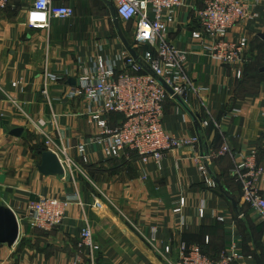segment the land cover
Segmentation results:
<instances>
[{"label":"crops","instance_id":"obj_1","mask_svg":"<svg viewBox=\"0 0 264 264\" xmlns=\"http://www.w3.org/2000/svg\"><path fill=\"white\" fill-rule=\"evenodd\" d=\"M33 1L10 0L0 12V204L11 207L20 223L17 243L0 244V264H84L79 242L87 224L100 246L98 264H176L182 242L200 245L214 259L232 239L253 264L264 228L242 201L232 170L252 153L264 170V39L259 36L264 32V0L256 7L257 19L246 20L227 34L228 39L248 40L240 64L210 57L201 41L192 38L204 0H188L177 12L167 39L188 53L187 72L201 90L190 91L186 104L210 125L198 128L178 102L165 99V128L183 138L198 135L200 143L170 151L161 167L141 159L107 158L100 145L90 142L99 132L91 117L94 103L68 97L69 79L91 69L96 57L116 59L126 49L119 30L135 50L148 46L137 48L134 29L122 30L120 19L117 28L98 0L89 1L97 8L92 22H103L99 27H85L90 21L82 10L87 0H55L57 5L78 8L74 26L68 30L62 27L63 20L52 19L49 27L32 29L26 20ZM117 67L126 69L122 61ZM47 74L55 77L49 78L48 96ZM39 119L45 122L41 129L35 125ZM118 119L116 114L110 117L114 124ZM18 127L24 129L22 134H11ZM48 138L70 147L82 170L75 181L38 170L40 150L47 147ZM201 141L209 152L204 161L215 187L205 183L196 162ZM80 143H87V162L75 149ZM225 143L230 152L219 154ZM258 187L264 193V173ZM43 196L69 199L66 219L51 230L35 228L28 216L29 201ZM181 198L185 206L177 213ZM153 226L157 233L151 244Z\"/></svg>","mask_w":264,"mask_h":264},{"label":"built area","instance_id":"obj_2","mask_svg":"<svg viewBox=\"0 0 264 264\" xmlns=\"http://www.w3.org/2000/svg\"><path fill=\"white\" fill-rule=\"evenodd\" d=\"M116 11L117 18L134 23L135 46L147 45L143 51H137L133 57L128 50L117 54L116 59L98 56L91 69H85L71 85L69 98L84 97L94 103L92 119L97 123L99 132L90 138V142L101 146L107 158H126L128 161L141 159L155 162L159 167L167 154L177 148L198 146L200 137L183 138L170 133L164 125V101L170 98L177 102L174 94L185 102L190 91L198 92L187 72L188 53L173 45L167 39L169 26L175 21L177 12L187 6L188 0H102ZM261 0H204L197 9V26L192 31V38L201 41L204 51L210 57L229 64L245 61L248 40L246 38L228 39L227 34L238 24L259 17L256 7ZM10 0H0V12L6 10ZM39 5V7H38ZM75 13L73 6L57 5L55 0H34L28 9L26 24L32 29L50 26L52 19L66 20ZM118 61L126 69L117 70ZM129 69V70H128ZM49 78L45 77L44 92L48 96ZM173 90L165 88L160 80ZM112 113L123 115L116 125L110 121ZM200 127H207L210 122L199 118ZM55 122V114H53ZM43 119L35 120L41 129ZM48 149L57 153L65 169V174L75 181L76 173L82 171L76 159L70 154V147L48 138ZM78 156L88 161L87 143L75 146ZM230 152L225 143L219 154ZM209 152L198 154L196 162L205 183L215 187L216 181L209 174L204 159ZM264 173L257 164L256 154L252 153L232 170L234 178L241 185V199L249 205L264 228V193L258 187L259 177ZM78 195V194H77ZM80 199V196L78 195ZM69 199L43 196L28 203V216L32 226L51 230L60 226L67 216ZM82 204V202H81ZM185 206L180 199L175 212L181 213ZM183 222V219H181ZM156 227H151L149 241L154 244ZM79 248L84 264H98L100 246L95 241L92 228L87 224L81 231ZM167 251L170 247L167 246ZM251 257L246 256L239 244L232 239L221 252L219 258L213 259L205 254L198 244L182 242L179 246V259L176 264H251Z\"/></svg>","mask_w":264,"mask_h":264},{"label":"water","instance_id":"obj_3","mask_svg":"<svg viewBox=\"0 0 264 264\" xmlns=\"http://www.w3.org/2000/svg\"><path fill=\"white\" fill-rule=\"evenodd\" d=\"M110 9H111L112 20L114 21L115 26L118 28L119 19L117 18L116 11L113 7H110ZM119 31H120L119 36L124 46L133 57L137 58L138 55L135 48L127 39V37H125V35L122 34L121 30ZM259 36L262 39H264V32L260 33ZM261 71H264V67H262ZM160 81L169 91V93L173 94V90L169 88L162 79ZM69 83H71V85H75L76 78L69 79ZM174 98L191 115V117L194 119L195 125L197 127H200L198 115H195L192 112L191 108L186 104V102L180 96L174 94ZM23 130H24L23 128L18 127L13 129V131H11V134L15 136H20ZM38 170L44 175L62 176L65 174V169L60 161L59 156L57 155L56 152L50 149H44L41 152V161L38 164ZM233 203L234 206H237L235 200H233ZM19 236H20V223L16 213L13 211L11 207L4 204H0V244H6L9 247H13L17 243Z\"/></svg>","mask_w":264,"mask_h":264},{"label":"rangeland","instance_id":"obj_4","mask_svg":"<svg viewBox=\"0 0 264 264\" xmlns=\"http://www.w3.org/2000/svg\"><path fill=\"white\" fill-rule=\"evenodd\" d=\"M83 6L84 7L82 8V10H83L84 14L86 16H88L89 19H90V21L86 24L85 27L86 28L88 27V29H90L89 28L90 25H94L95 27L101 26L103 22H97L96 20H94V22H92V20H91V19L95 18V16H93V18H92L91 14L94 11L96 12V7H93V4L91 3V1L87 0V2H85V4ZM79 10L81 11V8ZM106 10H108V13L111 12L110 8L109 9L106 8ZM77 15H78V8H75V13H74V15L71 18L61 21L62 27L63 28H67L68 30H69V28L73 27L74 26L73 25L74 21H72V19L76 18ZM99 20H102V19L100 18ZM78 23H79V21H77L76 25ZM120 23H121L120 27H121L122 30L131 31L134 28V23L125 22V21H122V20H121ZM254 62H257V61H254ZM259 234H261V233H259ZM258 249H259V252H258ZM258 249L256 247V251L257 252H254L256 254V257H255V260L253 261V264H264V238H262V235H260Z\"/></svg>","mask_w":264,"mask_h":264},{"label":"trees","instance_id":"obj_5","mask_svg":"<svg viewBox=\"0 0 264 264\" xmlns=\"http://www.w3.org/2000/svg\"><path fill=\"white\" fill-rule=\"evenodd\" d=\"M100 3H103L102 5L103 6H105L104 8L106 9V8H110V6L109 5H107L104 1H102V0H98ZM97 9V8H96ZM100 12H102V9H100ZM111 13V12H110ZM129 23H132V22H129ZM142 47H144L145 48V46H142ZM114 114H116V115H118V118L120 119V120H122V118H123V115L122 114H119V113H112L111 115H110V117L111 116H113ZM118 119V120H119ZM112 123V122H111ZM113 125H116V123L114 124V123H112ZM198 128H200V127H198ZM202 140V139H201ZM44 149H47V147L45 146V147H43L41 150H40V154H41V152L44 150ZM201 150L202 151H204L205 149H204V144H203V142H202V144H201ZM205 152V151H204ZM138 158V156H135L134 157V159L133 160H135V159H137ZM123 159H125L126 161H128L126 158H123ZM202 248V247H201ZM202 250H203V252L205 253V254H207L206 252H205V250L202 248ZM220 254H221V252L219 253V255H218V257L217 258H219V256H220ZM208 255V254H207ZM255 257H256V255H254L253 256V261L255 260ZM212 258V257H211ZM217 258H214V259H217ZM253 261H252V263H253Z\"/></svg>","mask_w":264,"mask_h":264},{"label":"clouds","instance_id":"obj_6","mask_svg":"<svg viewBox=\"0 0 264 264\" xmlns=\"http://www.w3.org/2000/svg\"><path fill=\"white\" fill-rule=\"evenodd\" d=\"M38 7H39V5H38Z\"/></svg>","mask_w":264,"mask_h":264}]
</instances>
